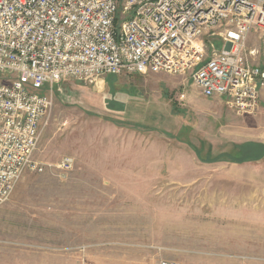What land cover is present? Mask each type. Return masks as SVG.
Instances as JSON below:
<instances>
[{
	"label": "rangeland",
	"instance_id": "374dc122",
	"mask_svg": "<svg viewBox=\"0 0 264 264\" xmlns=\"http://www.w3.org/2000/svg\"><path fill=\"white\" fill-rule=\"evenodd\" d=\"M54 91L45 170L0 205V264H264V103L237 115L189 73Z\"/></svg>",
	"mask_w": 264,
	"mask_h": 264
},
{
	"label": "built area",
	"instance_id": "2783aa9c",
	"mask_svg": "<svg viewBox=\"0 0 264 264\" xmlns=\"http://www.w3.org/2000/svg\"><path fill=\"white\" fill-rule=\"evenodd\" d=\"M150 72L189 73L204 97L258 113L264 0H0V205L26 170H45L34 155L56 84Z\"/></svg>",
	"mask_w": 264,
	"mask_h": 264
},
{
	"label": "crops",
	"instance_id": "0c3cea01",
	"mask_svg": "<svg viewBox=\"0 0 264 264\" xmlns=\"http://www.w3.org/2000/svg\"><path fill=\"white\" fill-rule=\"evenodd\" d=\"M216 100H218V101H220V102H222L219 98H216Z\"/></svg>",
	"mask_w": 264,
	"mask_h": 264
},
{
	"label": "trees",
	"instance_id": "16d2710c",
	"mask_svg": "<svg viewBox=\"0 0 264 264\" xmlns=\"http://www.w3.org/2000/svg\"><path fill=\"white\" fill-rule=\"evenodd\" d=\"M235 158H233V160H234ZM234 161H239V159H235Z\"/></svg>",
	"mask_w": 264,
	"mask_h": 264
}]
</instances>
